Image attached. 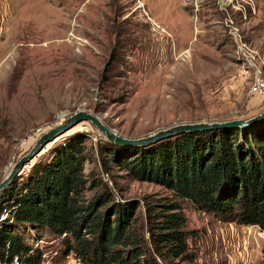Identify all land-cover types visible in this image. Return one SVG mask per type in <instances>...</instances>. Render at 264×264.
Here are the masks:
<instances>
[{
	"label": "rangeland",
	"instance_id": "374dc122",
	"mask_svg": "<svg viewBox=\"0 0 264 264\" xmlns=\"http://www.w3.org/2000/svg\"><path fill=\"white\" fill-rule=\"evenodd\" d=\"M239 40L264 57V0H0V179L62 113L93 111L129 137L259 113L264 95L250 93V79L240 74ZM75 132L87 136L93 157L84 171L115 193L170 195L115 165L106 171L98 146L107 139L87 120L49 141L16 176ZM142 204L137 218L148 235ZM182 205L194 255L182 264H264L258 226Z\"/></svg>",
	"mask_w": 264,
	"mask_h": 264
},
{
	"label": "trees",
	"instance_id": "16d2710c",
	"mask_svg": "<svg viewBox=\"0 0 264 264\" xmlns=\"http://www.w3.org/2000/svg\"><path fill=\"white\" fill-rule=\"evenodd\" d=\"M86 141L84 133H72L0 193V264L191 261L184 200L264 232V119L248 127L186 131L148 145L99 142L106 171L115 165L170 191L141 198L148 235L137 218L141 199L123 197L84 171L93 159ZM48 236L56 242L47 244Z\"/></svg>",
	"mask_w": 264,
	"mask_h": 264
},
{
	"label": "water",
	"instance_id": "95a60500",
	"mask_svg": "<svg viewBox=\"0 0 264 264\" xmlns=\"http://www.w3.org/2000/svg\"><path fill=\"white\" fill-rule=\"evenodd\" d=\"M62 119L52 127L44 130L33 142L30 148L24 152L17 160L11 163L10 167L0 179V193L15 178V176L24 168L31 158H33L49 141L55 139L59 134L68 131L78 122L87 120L94 124L104 137L115 144L147 145L156 142L165 137L179 134L191 130L216 129L221 127H244L254 125L264 119V109L259 113L248 118H233L229 120H211V121H180L165 127H160L149 132L146 135L129 137L117 133L107 126L93 111L87 109H78L70 114L62 113Z\"/></svg>",
	"mask_w": 264,
	"mask_h": 264
},
{
	"label": "built area",
	"instance_id": "2783aa9c",
	"mask_svg": "<svg viewBox=\"0 0 264 264\" xmlns=\"http://www.w3.org/2000/svg\"><path fill=\"white\" fill-rule=\"evenodd\" d=\"M235 55L241 64V76L250 79L249 92L264 95V57L260 56L247 42L242 40L237 41ZM71 261L68 264H80V261L76 258H72Z\"/></svg>",
	"mask_w": 264,
	"mask_h": 264
},
{
	"label": "bare ground",
	"instance_id": "6f19581e",
	"mask_svg": "<svg viewBox=\"0 0 264 264\" xmlns=\"http://www.w3.org/2000/svg\"><path fill=\"white\" fill-rule=\"evenodd\" d=\"M31 162H33V159L31 160ZM28 165H29V164H28ZM28 165H27V166H28Z\"/></svg>",
	"mask_w": 264,
	"mask_h": 264
}]
</instances>
